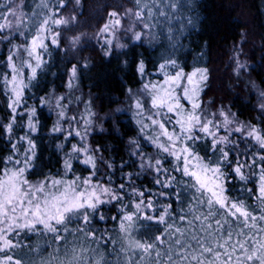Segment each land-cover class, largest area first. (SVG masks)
Wrapping results in <instances>:
<instances>
[{"label": "snow or ice", "instance_id": "obj_1", "mask_svg": "<svg viewBox=\"0 0 264 264\" xmlns=\"http://www.w3.org/2000/svg\"><path fill=\"white\" fill-rule=\"evenodd\" d=\"M82 7V0H0V137L8 139L0 156V264H264V116L237 120L223 106L203 111L210 69L200 56L190 65L181 59L186 34L207 20L196 0L102 6L98 50L88 46L93 38L75 35ZM239 37L242 48L247 32ZM157 46L159 54L145 55ZM97 51L99 62L91 55ZM241 56L233 71L253 89L252 74L261 77L264 99V46L252 63ZM58 72L64 91L51 84L41 91ZM86 73L95 94L77 96ZM117 89L125 99H111ZM106 102L118 104L105 113L107 137L138 149L139 134L160 153H131L136 159L131 167L121 160L117 171L126 174L116 183L111 174L97 178L94 154L105 140L96 129ZM41 132L66 156L37 171ZM233 136L244 151L232 150ZM145 165L155 179L133 185V169ZM229 176L241 186L238 197L229 194Z\"/></svg>", "mask_w": 264, "mask_h": 264}, {"label": "trees", "instance_id": "obj_2", "mask_svg": "<svg viewBox=\"0 0 264 264\" xmlns=\"http://www.w3.org/2000/svg\"><path fill=\"white\" fill-rule=\"evenodd\" d=\"M31 3V0H29ZM121 0H82L83 7L77 9L80 13V18L87 21L92 27L91 31L94 33L97 27L103 21L101 17H106L104 5L115 6ZM199 5L200 16L207 17V20L198 25L197 31H192L191 34H186L184 38L185 49L181 50V59L186 64H191L193 57H202V63L213 70L214 86L209 89L205 88L203 93V100H206L212 95L220 96L223 93V99L229 98V93L224 90V84L228 79L230 73L229 69L224 67L226 60V46L239 40V33L241 31L247 32V39L251 44L247 55L248 58L259 57L262 46H264V0H196ZM100 6V7H98ZM111 10V9H108ZM175 23V21H174ZM101 40L90 39L88 46L99 49ZM98 52V51H97ZM148 52L153 53V57L161 52L159 46L149 48ZM84 55H89L90 52H84ZM62 73H57V84L59 89L64 91L63 84L59 77ZM48 79H52L49 75ZM215 81H219L217 87ZM89 81L82 80V83L87 86ZM96 91V89H93ZM252 100L255 99V93L250 94ZM3 85L0 84V102L5 100ZM234 105V110L238 107L242 119H253L255 114L254 104L245 102L241 96L231 97ZM83 108V105H80ZM4 108H0L3 110ZM44 115L51 119L47 109H44ZM8 147L3 137H0V156L7 154ZM0 163V170L3 168ZM55 171V169H53ZM35 179V177H32ZM233 183V190L230 195L234 197L240 196V185ZM31 235V234H29ZM35 239V237H32Z\"/></svg>", "mask_w": 264, "mask_h": 264}, {"label": "clouds", "instance_id": "obj_3", "mask_svg": "<svg viewBox=\"0 0 264 264\" xmlns=\"http://www.w3.org/2000/svg\"><path fill=\"white\" fill-rule=\"evenodd\" d=\"M22 2V0H21ZM77 3H79V0H77ZM74 24H76V21H73ZM92 26L87 22L79 20L77 27L75 29V35L81 36L85 35L87 37L93 38L95 36V33L90 30ZM68 38L69 40L72 39L73 33H68ZM264 43V42H262ZM66 49L69 48V45L66 44L64 46ZM70 51H75L74 48H72ZM240 52L242 53L241 60H248L249 63H252V59L248 58L246 50L244 47H240V37L239 40L236 42H233L231 45L226 46V60L224 67L229 69V77L226 80L224 84V90L229 93V98L227 100L223 99V93L220 94L218 97L217 95H212L208 97L206 100H203L204 103V109L203 111L208 114L213 111H217L221 106L224 108L228 109L237 120H247V119H242L241 115L239 113V108L237 107L234 110V105L233 101L231 99L232 96H241L242 100L245 102H250L254 104V110L255 114L253 118H256L259 120L261 116H264V111L261 110V104H264V99H261L257 93L261 90V77L256 76L255 73L252 74L251 80L255 82L256 88L253 89L250 85V81L248 76H240L237 77L235 72L233 71L234 68V61L236 58L237 53ZM55 55V53H54ZM66 53L65 52H59L58 53V58L54 59L52 62V70L55 71L56 67L58 66V60L63 59L65 57ZM90 55V54H89ZM93 56V59L96 62L100 61V58L102 56V53L97 52L95 54H91ZM147 57L151 58L153 57V53L147 52L145 54ZM88 56V55H85ZM210 69V68H209ZM128 75H131V71L129 70ZM52 79H45L41 83V91L43 90V85L45 84H51L53 88H58L59 85L57 84L56 80L58 79L57 76H52ZM262 77H264V73H262ZM83 80L89 81L87 86L82 83L81 88L77 90L76 95L77 96H87L90 90H93V85L91 82V78L88 76L86 73L85 76L83 77ZM214 75H213V70L210 69V77L209 81L207 83L206 88L211 89L214 86ZM216 86H219V81H215ZM32 91V90H30ZM255 93V99L254 101L252 100L250 94ZM93 94H95V91H93ZM31 101L34 102L36 99V95L31 96ZM112 100H122L125 99V97H121L119 94V90H115L112 95H111ZM72 106L73 108H77L78 104L75 99L72 100ZM118 106V104H112L110 107L107 105V102L105 104V112H100V122L97 125L96 130L103 129L105 131V140L102 141L103 148H99L95 151V159L97 162V169H98V179H103L107 175L111 174L113 176V183H116L120 179L125 178L126 170L121 169L120 171H117V169L120 166L121 160L128 166H132L134 163V156L131 155V153H134L135 151H139L141 153H146L151 157H159L160 153L156 151V149L153 147V145L148 142L147 140L144 139L143 136H140L137 134L134 139L136 140V144L139 145V148L137 149L134 145H131L127 142V139L124 137H120L119 140L113 139L110 137H107V125L104 122L105 119V113L107 111H114L115 108ZM0 108H4V102H0ZM48 113L51 116L52 120L57 119V115L55 110L53 109L52 111H48ZM2 117H0V123H2ZM121 123L128 125V130L135 131V126L131 124L129 120H123ZM40 136L42 137L40 141V156L36 163V170L40 171L41 169H44L46 167H57L58 166V157L60 160H63L66 156V152L64 151H58L55 148L54 143L48 138V133L47 132H41ZM4 140L6 142V145L8 147V139L7 137H4ZM57 143H62V141H57ZM201 145H204L205 142L202 140ZM230 144H237V147L232 149L234 152L236 151H244V145L238 143V138L236 136L232 137V140L230 141ZM33 151H36L35 149ZM23 157L21 156V159ZM77 163V167H80L79 162L75 161ZM111 165L110 168H105V165ZM133 174L135 176V179L132 180V184L135 186H141V185H147L151 183L154 179L155 176L151 169L145 165L142 169L141 168H134L133 169ZM230 182L232 181V177H228Z\"/></svg>", "mask_w": 264, "mask_h": 264}, {"label": "rangeland", "instance_id": "obj_4", "mask_svg": "<svg viewBox=\"0 0 264 264\" xmlns=\"http://www.w3.org/2000/svg\"><path fill=\"white\" fill-rule=\"evenodd\" d=\"M5 2H6V0H5ZM247 38H248V37H247ZM249 42H250V40L248 41V39H247V43L243 45V47H244L245 50H246L247 55H248L249 52H250V50L248 49V47H249L251 44H249ZM81 109H82V108H81Z\"/></svg>", "mask_w": 264, "mask_h": 264}]
</instances>
